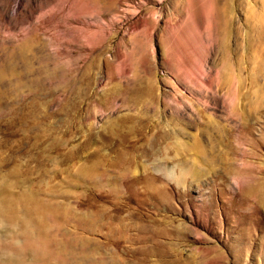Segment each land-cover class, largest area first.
I'll return each instance as SVG.
<instances>
[{"label": "rangeland", "instance_id": "374dc122", "mask_svg": "<svg viewBox=\"0 0 264 264\" xmlns=\"http://www.w3.org/2000/svg\"><path fill=\"white\" fill-rule=\"evenodd\" d=\"M263 2L0 0V264H264Z\"/></svg>", "mask_w": 264, "mask_h": 264}, {"label": "bare ground", "instance_id": "6f19581e", "mask_svg": "<svg viewBox=\"0 0 264 264\" xmlns=\"http://www.w3.org/2000/svg\"><path fill=\"white\" fill-rule=\"evenodd\" d=\"M262 7H264V2L262 4ZM259 24L263 25L264 26V8H263V16L260 18ZM255 32V40H254V43H253V47L255 49V57L259 58L260 60H264V32L262 30V27L261 28H255L254 30ZM260 32H263V33H260ZM228 38V37H227ZM4 207V206H3ZM7 208V207H6ZM5 208V209H6ZM14 212V211H13ZM11 211V213H13ZM15 214H16V211H15ZM15 216V215H14ZM15 220H16V217H15ZM15 222V221H14ZM25 223V222H24ZM30 223V221L28 222ZM27 225V224H26ZM33 225V224H32ZM41 230V229H39ZM43 230V229H42ZM26 231V230H25ZM29 231V230H28ZM31 233V231H30ZM43 233V232H42ZM29 234V232H28ZM27 234V235H28ZM30 240V239H29ZM35 240V239H34ZM31 244V243H30ZM33 244V242H32ZM42 244V243H41ZM40 245V244H39ZM43 245V244H42ZM41 245V246H42ZM34 246V245H33ZM37 246V245H35ZM29 247H32L31 245ZM40 247V246H39ZM30 249V248H29ZM8 257V256H7ZM6 263V262H5ZM10 263V262H9ZM14 263V262H13ZM11 263V264H13Z\"/></svg>", "mask_w": 264, "mask_h": 264}]
</instances>
